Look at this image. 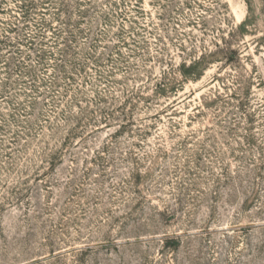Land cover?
<instances>
[{
	"label": "rangeland",
	"instance_id": "374dc122",
	"mask_svg": "<svg viewBox=\"0 0 264 264\" xmlns=\"http://www.w3.org/2000/svg\"><path fill=\"white\" fill-rule=\"evenodd\" d=\"M0 264H264V0H0Z\"/></svg>",
	"mask_w": 264,
	"mask_h": 264
}]
</instances>
